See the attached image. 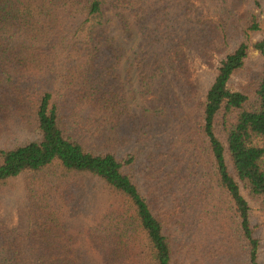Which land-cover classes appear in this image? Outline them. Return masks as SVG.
<instances>
[{"label": "trees", "instance_id": "16d2710c", "mask_svg": "<svg viewBox=\"0 0 264 264\" xmlns=\"http://www.w3.org/2000/svg\"><path fill=\"white\" fill-rule=\"evenodd\" d=\"M253 205L264 0H0V264H261Z\"/></svg>", "mask_w": 264, "mask_h": 264}, {"label": "rangeland", "instance_id": "374dc122", "mask_svg": "<svg viewBox=\"0 0 264 264\" xmlns=\"http://www.w3.org/2000/svg\"><path fill=\"white\" fill-rule=\"evenodd\" d=\"M108 17L113 20L114 16L112 15L111 12H109ZM106 34H107V36H109L111 38L119 39L120 38V32H119L118 24L116 22H113L112 24H110V26L107 29ZM253 56H255L254 53L252 54V57ZM174 90H175V88H174ZM174 94L176 97H178L180 99L178 92H174ZM148 109H149L148 105L145 102H142L137 108H134L131 110V114H134L135 116H139L143 111H146ZM252 208H253V211L258 216L257 222L262 223L261 228H262L263 233H264V214H263V212H260V211L258 212L257 207L255 205H253ZM260 261H261V264H264V245H263L262 250H261Z\"/></svg>", "mask_w": 264, "mask_h": 264}]
</instances>
